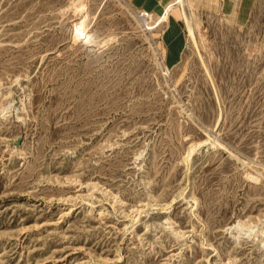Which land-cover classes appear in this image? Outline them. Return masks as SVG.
<instances>
[{"label":"rangeland","instance_id":"374dc122","mask_svg":"<svg viewBox=\"0 0 264 264\" xmlns=\"http://www.w3.org/2000/svg\"><path fill=\"white\" fill-rule=\"evenodd\" d=\"M160 4L0 0V264H264V0Z\"/></svg>","mask_w":264,"mask_h":264},{"label":"bare ground","instance_id":"6f19581e","mask_svg":"<svg viewBox=\"0 0 264 264\" xmlns=\"http://www.w3.org/2000/svg\"><path fill=\"white\" fill-rule=\"evenodd\" d=\"M190 2L191 0H171L169 2H166L163 5L162 12L157 16H154L152 13L142 9H139L138 12L135 11L136 14L135 12L133 13V11H131V14H133V16L136 17L137 21L141 23L143 30L153 31L154 29H157L161 25V23L169 19L170 13L175 8V6H179L181 7L183 12V19L185 20L184 22L186 23L188 35L195 40L194 27L187 13V4H189ZM193 149L195 150V148Z\"/></svg>","mask_w":264,"mask_h":264},{"label":"crops","instance_id":"0c3cea01","mask_svg":"<svg viewBox=\"0 0 264 264\" xmlns=\"http://www.w3.org/2000/svg\"><path fill=\"white\" fill-rule=\"evenodd\" d=\"M152 1H154V2L160 1L161 4L159 6L161 7V9H159L160 7H156V9H153V12H152V10L148 11L147 9H142V10H146L147 12L152 13L154 16H157L162 12L163 5L166 2H169L171 0H152ZM255 3H256V0H238V4H239L240 8L242 9L241 11H244V12H242L244 14L246 13V10L252 9L254 7ZM172 12H179V15L183 17L182 9L179 6H175V8L172 10ZM171 13H170V15H171Z\"/></svg>","mask_w":264,"mask_h":264}]
</instances>
